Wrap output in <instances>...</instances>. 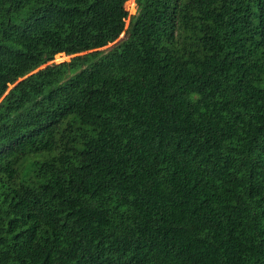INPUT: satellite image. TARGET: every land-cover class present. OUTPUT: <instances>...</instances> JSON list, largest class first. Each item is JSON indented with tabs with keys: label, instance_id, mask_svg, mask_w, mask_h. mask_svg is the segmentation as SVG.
<instances>
[{
	"label": "trees",
	"instance_id": "obj_1",
	"mask_svg": "<svg viewBox=\"0 0 264 264\" xmlns=\"http://www.w3.org/2000/svg\"><path fill=\"white\" fill-rule=\"evenodd\" d=\"M127 1L0 0V264H264V0Z\"/></svg>",
	"mask_w": 264,
	"mask_h": 264
},
{
	"label": "rangeland",
	"instance_id": "obj_2",
	"mask_svg": "<svg viewBox=\"0 0 264 264\" xmlns=\"http://www.w3.org/2000/svg\"><path fill=\"white\" fill-rule=\"evenodd\" d=\"M124 7H125V10H126V14H127V17H126V20H125V27L127 28L128 22H129V18L131 16H133L135 14V11H136L135 1L134 0L127 1L125 3ZM123 39H125L124 32L120 35V37L114 43H117V42H119L120 40H123ZM112 45L113 44H108L107 46H105L104 48H101L99 50L105 51L108 48H110ZM83 55H85V53L80 54L78 56H83ZM74 58H77V55H75V56L74 55L73 56H67V55L63 54V55L55 56L52 61L46 63V65L41 66L39 69H42V68H44L46 66H50V65H58V64H61L63 62H70ZM34 72H32L30 74H33Z\"/></svg>",
	"mask_w": 264,
	"mask_h": 264
}]
</instances>
